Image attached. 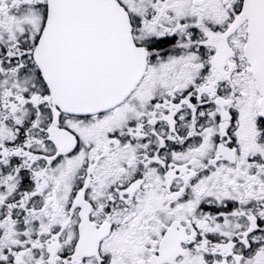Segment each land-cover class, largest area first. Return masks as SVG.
I'll return each instance as SVG.
<instances>
[{
	"label": "snow or ice",
	"instance_id": "1",
	"mask_svg": "<svg viewBox=\"0 0 264 264\" xmlns=\"http://www.w3.org/2000/svg\"><path fill=\"white\" fill-rule=\"evenodd\" d=\"M0 264H264V0H0Z\"/></svg>",
	"mask_w": 264,
	"mask_h": 264
}]
</instances>
